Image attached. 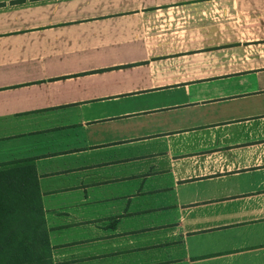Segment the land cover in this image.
<instances>
[{
	"label": "crops",
	"instance_id": "1",
	"mask_svg": "<svg viewBox=\"0 0 264 264\" xmlns=\"http://www.w3.org/2000/svg\"><path fill=\"white\" fill-rule=\"evenodd\" d=\"M0 173L52 264H264V0H0Z\"/></svg>",
	"mask_w": 264,
	"mask_h": 264
},
{
	"label": "trees",
	"instance_id": "2",
	"mask_svg": "<svg viewBox=\"0 0 264 264\" xmlns=\"http://www.w3.org/2000/svg\"><path fill=\"white\" fill-rule=\"evenodd\" d=\"M0 264H52L39 193L27 177L0 173Z\"/></svg>",
	"mask_w": 264,
	"mask_h": 264
},
{
	"label": "rangeland",
	"instance_id": "3",
	"mask_svg": "<svg viewBox=\"0 0 264 264\" xmlns=\"http://www.w3.org/2000/svg\"><path fill=\"white\" fill-rule=\"evenodd\" d=\"M14 218V217H13Z\"/></svg>",
	"mask_w": 264,
	"mask_h": 264
}]
</instances>
